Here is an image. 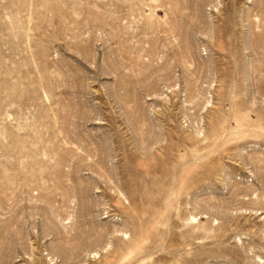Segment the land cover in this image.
<instances>
[{
  "label": "rangeland",
  "instance_id": "374dc122",
  "mask_svg": "<svg viewBox=\"0 0 264 264\" xmlns=\"http://www.w3.org/2000/svg\"><path fill=\"white\" fill-rule=\"evenodd\" d=\"M0 264H264V0H0Z\"/></svg>",
  "mask_w": 264,
  "mask_h": 264
}]
</instances>
